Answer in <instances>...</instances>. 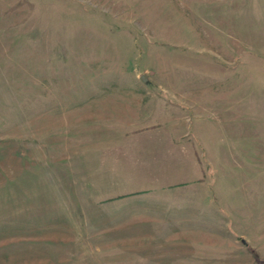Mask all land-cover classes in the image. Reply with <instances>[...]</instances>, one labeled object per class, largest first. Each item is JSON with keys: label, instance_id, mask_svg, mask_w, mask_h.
Here are the masks:
<instances>
[{"label": "rangeland", "instance_id": "1", "mask_svg": "<svg viewBox=\"0 0 264 264\" xmlns=\"http://www.w3.org/2000/svg\"><path fill=\"white\" fill-rule=\"evenodd\" d=\"M0 264H264V0H0Z\"/></svg>", "mask_w": 264, "mask_h": 264}, {"label": "trees", "instance_id": "2", "mask_svg": "<svg viewBox=\"0 0 264 264\" xmlns=\"http://www.w3.org/2000/svg\"><path fill=\"white\" fill-rule=\"evenodd\" d=\"M247 247L250 248V249H252L254 251V249L250 245H248ZM255 254H257V253H255Z\"/></svg>", "mask_w": 264, "mask_h": 264}]
</instances>
